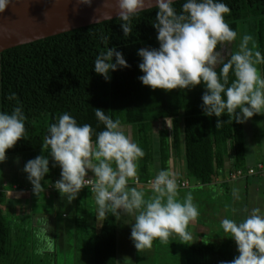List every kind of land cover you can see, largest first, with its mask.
Listing matches in <instances>:
<instances>
[{
	"label": "trees",
	"instance_id": "1",
	"mask_svg": "<svg viewBox=\"0 0 264 264\" xmlns=\"http://www.w3.org/2000/svg\"><path fill=\"white\" fill-rule=\"evenodd\" d=\"M184 2H175L177 12L181 11ZM222 2L231 9L229 14H225V21L237 32V38L232 42L218 44L216 51L233 47L240 36L249 32L257 42L258 51L264 56V0ZM156 14L157 9L151 8L134 17L133 30L127 39L120 26L121 21L114 18L0 53V111L11 113L15 107L21 106L27 118L25 138L8 149L6 155L14 156L42 149L49 158L50 171L46 177H60L59 166H53L54 161L48 154L50 149L44 146L49 125L58 122L59 117L67 112L78 124H90L99 133L104 130L103 123L95 116V109L99 108L114 121L119 120L121 126L132 127L130 139L145 153L137 161V177L142 183L156 175V156L159 170H170L172 154H182V145L186 163L183 175L196 181L200 187L212 184L223 172L246 169L251 163L246 147L245 123L237 124L233 121L217 129V118L202 114V95L205 91L202 84L192 90H152L138 79L143 75L139 69L142 58L138 56V49L159 47L157 31L152 26ZM104 38H108L107 44ZM107 46L121 51L130 65L112 72L110 82H106L103 76L94 71L96 56L106 51ZM230 56L224 58V61L227 62ZM221 67L220 64L216 66L217 73ZM261 68L264 76V63H261ZM233 79L235 77L230 71L229 83ZM13 93L16 98L10 100L8 97ZM167 119L172 120V128L163 127L155 135L154 123ZM219 119L227 121L228 116ZM92 139L95 140V136ZM156 140L158 155L155 150ZM229 159L231 163L228 167ZM176 174L182 177L180 172ZM250 177L254 176H246ZM132 181L129 180V187L143 191L146 199L150 197L148 195L153 192L151 188ZM49 183L51 181L46 187ZM191 186L180 187L178 192L188 191ZM83 191L78 201L81 205L83 202V211L73 221L76 233L92 239V264H117L118 216L107 213L97 231L95 215L92 223L87 218L88 209H92L89 198L95 194L88 187ZM5 200V191L0 190V264H11L13 227L1 207ZM196 219L202 225L199 218ZM186 231L189 232V226ZM209 234L210 231L201 232L202 238ZM218 237L220 240V236L215 238ZM219 240L203 238L198 243H191L176 234L169 237L168 245L161 243L158 238L153 240L152 247L147 251L151 252L157 264H160L162 255L166 257V262L162 264H221V261H232L239 255L233 240L222 243Z\"/></svg>",
	"mask_w": 264,
	"mask_h": 264
},
{
	"label": "clouds",
	"instance_id": "2",
	"mask_svg": "<svg viewBox=\"0 0 264 264\" xmlns=\"http://www.w3.org/2000/svg\"><path fill=\"white\" fill-rule=\"evenodd\" d=\"M176 0H118V19L127 39L132 33V20L145 10L146 3L157 9L152 26L157 31L158 48L138 49L142 58L139 69L143 73L138 79L152 90H192L203 85L202 114L217 118L216 128L224 123L244 124L255 115H264V76L257 68L264 63L260 51L249 48L251 35H244L238 51L231 54L227 62L219 51L218 44L235 41L237 32L225 21V14L231 9L222 0H185L181 11L174 7ZM11 0H0V13L10 5ZM79 4L91 6L92 0H78ZM111 19V17H109ZM96 23V22H95ZM107 44V39L104 38ZM220 64L219 73L216 66ZM123 53L116 47L96 56L94 71L110 82L111 73L128 68ZM235 77L229 83V73ZM15 99L13 93L8 97ZM239 110V111H237ZM227 115V121L219 118ZM95 116L103 123L104 130L96 133L90 124H78L65 112L58 122L49 125L44 146L59 166L60 179L54 188L70 203L84 188L91 185L95 194L97 213L105 217L134 215L130 239L141 251L150 249L153 240L167 243L173 234L182 240L192 239L186 231L190 221L199 215L191 194L183 201L177 199L178 184L175 174L168 169L159 170L152 181L154 195L145 198V193L129 187V180L137 176V161L144 151L122 130L119 120H113L103 109H95ZM26 116L21 106L11 113L0 111V163L6 160V152L25 138ZM95 136V140L92 137ZM113 164L115 167H113ZM34 193L44 191L45 176L49 173V158L39 155L28 160L23 168ZM94 178H86L88 172ZM246 217L236 221L223 219L221 226L237 245L239 255L232 261L221 264H264V213L260 208L250 212L244 209ZM47 219L37 221L34 235L41 243L37 255L51 252L54 239L48 234ZM127 257L124 258L125 262Z\"/></svg>",
	"mask_w": 264,
	"mask_h": 264
},
{
	"label": "rangeland",
	"instance_id": "3",
	"mask_svg": "<svg viewBox=\"0 0 264 264\" xmlns=\"http://www.w3.org/2000/svg\"><path fill=\"white\" fill-rule=\"evenodd\" d=\"M245 35H253L246 33ZM244 36V35H243ZM240 36L237 44L233 47H227L219 51L223 58L228 57L233 51H238V46L241 41ZM257 42L252 39L249 43V48L253 51H258ZM257 68L262 75L261 64ZM167 126L165 121H156L154 123L155 130ZM157 135V131L155 132ZM246 147L250 157H255L256 160L264 159V115H255L245 123ZM183 147V145H182ZM156 155H158V140L155 142ZM177 153V152H176ZM39 155H44V150L40 149L34 152L22 153L20 155L11 156L6 155V160L1 163V168L6 169L12 167L13 169L19 168L23 170L25 163L34 159ZM158 159V156H156ZM183 161L185 162L184 153ZM184 168L181 167L180 176H183ZM26 174V173H25ZM227 172L221 173L216 177L212 184L200 187L196 181L191 179V188L188 191L178 192L180 201H183L184 196L191 194L193 203L196 205L199 215L197 218L202 222L199 224L196 219L191 221L190 234L192 239L191 243H198L203 238L210 240L220 236V243L227 240H233L226 237L223 231L221 221L223 219H232L236 221L243 220L246 217L244 209L247 208L249 212L253 208H260L264 213V176H254L250 178L242 177L236 180H227L226 183L222 182ZM27 178V174H26ZM60 178V177H57ZM56 178H49L45 176V181H53ZM222 182V183H221ZM31 184L27 180V185ZM199 187V188H198ZM29 188V186L27 187ZM201 188V189H200ZM199 189V190H198ZM82 189L80 192L84 193ZM183 194H185L183 196ZM154 195L151 192L148 196ZM89 198V197H87ZM90 201L95 200V195H90ZM51 200H43L40 198L33 207V211L23 212L21 216L16 217L10 211L6 212L5 204L3 205L4 212L8 220L12 223V235L10 245V262L11 264H92V254L90 248L92 247V239L78 235L73 221L77 216L81 215L83 209L79 203V209L74 206L64 205L61 202L56 206H52ZM12 204H10V207ZM87 211V209H86ZM93 209H88L87 213L90 215ZM89 218V217H88ZM47 219L50 225L48 234L54 239V247L51 252L45 251L43 255H37L36 249L41 246L37 241L34 232L37 230V221ZM135 222L134 215H120L118 216V253L117 264H157L151 252L147 249L137 251L134 247L130 235L131 224ZM204 225V226H203ZM206 226V227H205ZM209 227V228H208ZM210 231L209 235H203L201 232ZM213 234V236L211 235ZM235 248L236 243L233 240ZM168 245V242L165 243ZM166 246H164V250ZM127 257L126 261L124 258ZM175 260V259H174ZM166 262V257L162 255L160 264Z\"/></svg>",
	"mask_w": 264,
	"mask_h": 264
},
{
	"label": "water",
	"instance_id": "4",
	"mask_svg": "<svg viewBox=\"0 0 264 264\" xmlns=\"http://www.w3.org/2000/svg\"><path fill=\"white\" fill-rule=\"evenodd\" d=\"M151 8L154 7L146 3L145 10ZM118 11V0H92L91 6L79 4L78 0H11L0 13V53L118 18Z\"/></svg>",
	"mask_w": 264,
	"mask_h": 264
},
{
	"label": "crops",
	"instance_id": "5",
	"mask_svg": "<svg viewBox=\"0 0 264 264\" xmlns=\"http://www.w3.org/2000/svg\"><path fill=\"white\" fill-rule=\"evenodd\" d=\"M166 122L165 127L167 128H172V120L167 119L163 120ZM122 130L124 133L129 136H131L132 132V127L130 125H122ZM159 130V129H158ZM158 130H155L158 131ZM182 149V154H177L176 152L172 154L171 157V168L170 171L173 172L174 174L179 173L181 171V167H185L186 163L183 161V147ZM185 158V156H184ZM250 163L255 162L256 158L255 157H249ZM230 159L227 161V166H230ZM155 171L156 173L159 171V161L156 159L155 162ZM185 170V169H184ZM91 171L88 172V176H93ZM27 178L26 174L23 170L16 168L13 169L12 167L10 168H1V163H0V190H4L6 194V200L4 202L5 204V210L6 212H11L14 214L16 217L21 216L23 212H30L33 211V207H35V204L38 202V200L41 198L43 200H48L52 201L51 204L52 206L58 205V203H62L64 205H70L74 206L76 209L78 207V201L81 192L78 194L77 198L73 200L72 202H68L66 197H61V194L58 191H53V192H48L46 190V185L49 181H42V185H44V191L39 192V193H34L33 191V186L32 184L27 185ZM29 186V188H27ZM153 196V195H152ZM1 207L3 208V205ZM10 204L12 206L10 207ZM92 204V209L94 212H92L90 215L87 216L89 219V223H92L94 220H92L93 216L95 215V225L97 228V231L100 230L102 223H103V217L98 216L97 213V205L95 200L91 201ZM73 207V208H74ZM4 209V208H3ZM197 221V219H196ZM198 222V221H197ZM190 224L191 221L189 222V232H190ZM176 234H173L172 236H175Z\"/></svg>",
	"mask_w": 264,
	"mask_h": 264
},
{
	"label": "built area",
	"instance_id": "6",
	"mask_svg": "<svg viewBox=\"0 0 264 264\" xmlns=\"http://www.w3.org/2000/svg\"><path fill=\"white\" fill-rule=\"evenodd\" d=\"M246 176H264V159L263 160H256L255 162H252L251 164H248L246 169L238 168L234 169L233 171L227 172L224 179L226 180H236L242 177ZM86 178H94V176H87ZM155 176L148 179L146 182H141L139 177L136 176V178L132 181V183L145 186L147 188H151L152 181L154 180ZM60 178L54 179L51 183L48 184L46 187V190L48 192H53L56 189L54 188V182ZM175 179L178 184V188H186L191 186V179L187 175H183L181 178L178 177L177 174H175ZM88 188L91 190V185L88 186Z\"/></svg>",
	"mask_w": 264,
	"mask_h": 264
}]
</instances>
